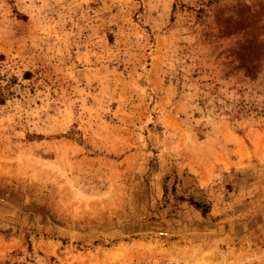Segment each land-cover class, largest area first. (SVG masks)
<instances>
[{"label":"rangeland","instance_id":"374dc122","mask_svg":"<svg viewBox=\"0 0 264 264\" xmlns=\"http://www.w3.org/2000/svg\"><path fill=\"white\" fill-rule=\"evenodd\" d=\"M0 89V264H264V0H0Z\"/></svg>","mask_w":264,"mask_h":264},{"label":"trees","instance_id":"16d2710c","mask_svg":"<svg viewBox=\"0 0 264 264\" xmlns=\"http://www.w3.org/2000/svg\"><path fill=\"white\" fill-rule=\"evenodd\" d=\"M4 102V93L2 92V90L0 89V104H2ZM244 105L242 103H239V107L237 109H232V108H224V114H226L229 119L233 120L235 118H237L239 116V113L244 109ZM170 191L173 192L174 191V186L171 185L170 186ZM162 193L163 196L166 195L167 193V186L165 183L162 184ZM179 199H182L181 197H179ZM189 203L191 205H193L194 208L199 209L201 214L204 215L207 212V209L205 206H203V204H201L198 201L189 199Z\"/></svg>","mask_w":264,"mask_h":264}]
</instances>
